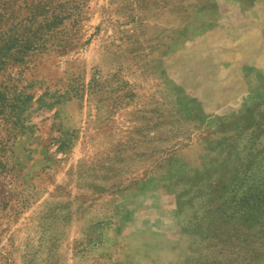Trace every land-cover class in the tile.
Segmentation results:
<instances>
[{
	"label": "rangeland",
	"instance_id": "1",
	"mask_svg": "<svg viewBox=\"0 0 264 264\" xmlns=\"http://www.w3.org/2000/svg\"><path fill=\"white\" fill-rule=\"evenodd\" d=\"M49 5L41 48H9L21 36L0 21V264H248L241 249L264 248V0ZM169 166L165 218L142 210L136 242L105 244L102 179Z\"/></svg>",
	"mask_w": 264,
	"mask_h": 264
},
{
	"label": "crops",
	"instance_id": "2",
	"mask_svg": "<svg viewBox=\"0 0 264 264\" xmlns=\"http://www.w3.org/2000/svg\"><path fill=\"white\" fill-rule=\"evenodd\" d=\"M169 167V170L160 171L159 173L153 171L152 176L148 178L140 176L131 178L129 177L130 174H128V178L124 175L110 183L102 179L101 195L105 196L110 203L109 216H104L100 219L103 225V242L105 244L118 245L123 243L128 246L136 242L134 237H137L140 233L138 220L141 217L142 210L147 209L149 211L146 212L144 220H151L158 215L162 219L165 218V209L161 204L162 199L158 200L156 193L165 190L166 184L162 180L158 181V179L161 176L170 174L175 175L173 179L176 180L181 177L178 172L173 170L172 166ZM84 190L88 189L84 187ZM86 192L91 195L89 190ZM171 217L176 218L178 224L176 227L178 229L183 230L188 227V223L185 222L188 219V211L181 207L178 208L176 205ZM185 230L187 234L188 231L187 229Z\"/></svg>",
	"mask_w": 264,
	"mask_h": 264
},
{
	"label": "trees",
	"instance_id": "3",
	"mask_svg": "<svg viewBox=\"0 0 264 264\" xmlns=\"http://www.w3.org/2000/svg\"><path fill=\"white\" fill-rule=\"evenodd\" d=\"M57 19L49 0H0V21L10 24L11 30L21 36H12L14 42L9 48H41L46 42L56 40ZM241 250L248 264H264V248L260 243L248 244Z\"/></svg>",
	"mask_w": 264,
	"mask_h": 264
}]
</instances>
